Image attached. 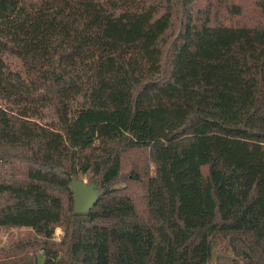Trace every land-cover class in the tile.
I'll return each instance as SVG.
<instances>
[{
	"label": "trees",
	"instance_id": "16d2710c",
	"mask_svg": "<svg viewBox=\"0 0 264 264\" xmlns=\"http://www.w3.org/2000/svg\"><path fill=\"white\" fill-rule=\"evenodd\" d=\"M1 232L0 264H264V0H0Z\"/></svg>",
	"mask_w": 264,
	"mask_h": 264
},
{
	"label": "water",
	"instance_id": "95a60500",
	"mask_svg": "<svg viewBox=\"0 0 264 264\" xmlns=\"http://www.w3.org/2000/svg\"><path fill=\"white\" fill-rule=\"evenodd\" d=\"M70 189L73 194L75 213H86L96 203V190L84 180L73 179L70 184Z\"/></svg>",
	"mask_w": 264,
	"mask_h": 264
},
{
	"label": "rangeland",
	"instance_id": "374dc122",
	"mask_svg": "<svg viewBox=\"0 0 264 264\" xmlns=\"http://www.w3.org/2000/svg\"><path fill=\"white\" fill-rule=\"evenodd\" d=\"M76 179H81V180H84L85 182H87V179L84 177V176H81V177H78ZM59 229V231L57 232V234L61 235V228L60 227H57ZM23 231V230H21ZM19 231L18 230H11V233H18ZM0 238H1V243L3 245H7L9 242H8V239H7V233L5 234L4 232H1L0 233ZM37 261H38V264H43V257L42 255H38V258H37Z\"/></svg>",
	"mask_w": 264,
	"mask_h": 264
},
{
	"label": "built area",
	"instance_id": "2783aa9c",
	"mask_svg": "<svg viewBox=\"0 0 264 264\" xmlns=\"http://www.w3.org/2000/svg\"><path fill=\"white\" fill-rule=\"evenodd\" d=\"M58 231H59V229L56 227L54 230V233H53V237L55 240H59V238H60V235L57 234Z\"/></svg>",
	"mask_w": 264,
	"mask_h": 264
}]
</instances>
